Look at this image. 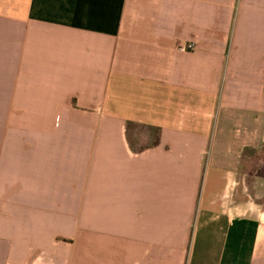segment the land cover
Masks as SVG:
<instances>
[{
  "label": "crops",
  "instance_id": "0c3cea01",
  "mask_svg": "<svg viewBox=\"0 0 264 264\" xmlns=\"http://www.w3.org/2000/svg\"><path fill=\"white\" fill-rule=\"evenodd\" d=\"M263 150L264 0H0V264H264Z\"/></svg>",
  "mask_w": 264,
  "mask_h": 264
},
{
  "label": "rangeland",
  "instance_id": "374dc122",
  "mask_svg": "<svg viewBox=\"0 0 264 264\" xmlns=\"http://www.w3.org/2000/svg\"><path fill=\"white\" fill-rule=\"evenodd\" d=\"M141 133H143V136L145 137L150 136L146 129H144ZM247 157V162L245 161L246 167L248 164H250V166L255 167L257 169V173H260V171L264 169V150L259 153L251 154Z\"/></svg>",
  "mask_w": 264,
  "mask_h": 264
},
{
  "label": "built area",
  "instance_id": "2783aa9c",
  "mask_svg": "<svg viewBox=\"0 0 264 264\" xmlns=\"http://www.w3.org/2000/svg\"><path fill=\"white\" fill-rule=\"evenodd\" d=\"M195 48L194 44H188L186 47L182 48L183 51H190Z\"/></svg>",
  "mask_w": 264,
  "mask_h": 264
}]
</instances>
